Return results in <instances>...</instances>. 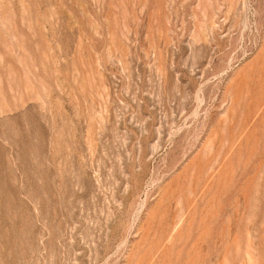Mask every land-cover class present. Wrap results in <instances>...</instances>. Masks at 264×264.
I'll return each instance as SVG.
<instances>
[{
	"label": "rangeland",
	"instance_id": "obj_1",
	"mask_svg": "<svg viewBox=\"0 0 264 264\" xmlns=\"http://www.w3.org/2000/svg\"><path fill=\"white\" fill-rule=\"evenodd\" d=\"M0 264H264V0H0Z\"/></svg>",
	"mask_w": 264,
	"mask_h": 264
}]
</instances>
